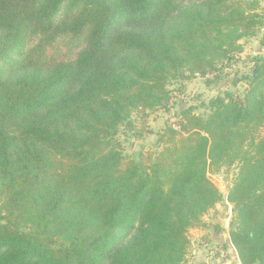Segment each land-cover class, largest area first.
<instances>
[{
  "label": "trees",
  "instance_id": "obj_1",
  "mask_svg": "<svg viewBox=\"0 0 264 264\" xmlns=\"http://www.w3.org/2000/svg\"><path fill=\"white\" fill-rule=\"evenodd\" d=\"M260 28L261 0H0V264H184L230 168L228 240L264 264V55L154 153L117 136Z\"/></svg>",
  "mask_w": 264,
  "mask_h": 264
},
{
  "label": "rangeland",
  "instance_id": "obj_2",
  "mask_svg": "<svg viewBox=\"0 0 264 264\" xmlns=\"http://www.w3.org/2000/svg\"><path fill=\"white\" fill-rule=\"evenodd\" d=\"M261 4L264 15V0H261ZM262 32L263 28H260L255 35L239 40L242 51L216 73L187 80H170L167 88L171 90V99L166 109L133 111L131 125L119 127L117 134L123 153L135 157L140 153L144 156L154 153L160 149L157 142L159 132L166 122L177 127L180 110L191 106L196 114L202 116L208 110L209 99L227 91L241 94L245 87L244 77L250 75L254 58L264 55ZM234 173L235 170L230 168L207 174L222 194V199L202 216L203 226L188 230L191 245L184 264H240L228 240L233 208L227 199V192Z\"/></svg>",
  "mask_w": 264,
  "mask_h": 264
}]
</instances>
